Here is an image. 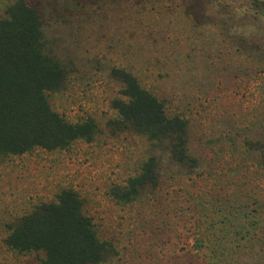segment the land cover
I'll return each instance as SVG.
<instances>
[{
  "label": "rangeland",
  "instance_id": "374dc122",
  "mask_svg": "<svg viewBox=\"0 0 264 264\" xmlns=\"http://www.w3.org/2000/svg\"><path fill=\"white\" fill-rule=\"evenodd\" d=\"M25 1L40 17L45 55L65 73L47 92L51 109L92 121L96 133L0 159V264H41L43 253H18L4 239L63 189L77 192L105 243L98 264H264V22L250 0H221L242 9L195 19L140 0ZM114 69L187 121L196 164L173 161L168 140L116 123ZM150 158L155 182L131 193Z\"/></svg>",
  "mask_w": 264,
  "mask_h": 264
},
{
  "label": "trees",
  "instance_id": "16d2710c",
  "mask_svg": "<svg viewBox=\"0 0 264 264\" xmlns=\"http://www.w3.org/2000/svg\"><path fill=\"white\" fill-rule=\"evenodd\" d=\"M139 2L150 10L194 19L199 15L212 17L213 12L222 15L242 9L221 0ZM249 4L264 22V0H250ZM3 13L0 17V159L35 148L64 149L79 139L92 141L96 133L92 121L69 123L47 101V92L58 90L65 73L57 61L44 53L37 11L25 0H8ZM224 29L227 33L237 31L228 24ZM258 37L264 43V32ZM112 73L123 85L122 98L112 102L118 116L116 123L148 140H168L173 161L180 165L196 164L188 153L187 121L178 115H167L163 103L130 72L114 69ZM154 182V160L150 158L141 172L130 179L131 193L137 186ZM4 243L18 253H43L41 264H98L105 252V243L98 239L91 218L84 215L82 201L73 189L61 190L56 202L42 204L23 216Z\"/></svg>",
  "mask_w": 264,
  "mask_h": 264
}]
</instances>
